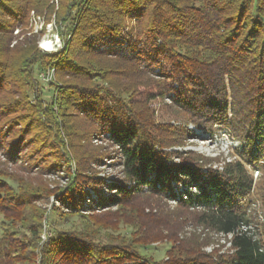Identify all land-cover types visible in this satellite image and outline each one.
<instances>
[{"label":"trees","instance_id":"trees-1","mask_svg":"<svg viewBox=\"0 0 264 264\" xmlns=\"http://www.w3.org/2000/svg\"><path fill=\"white\" fill-rule=\"evenodd\" d=\"M50 1L0 0V146L10 145L18 119L12 114L27 112L18 115L27 121L29 113H38L49 121L44 126L64 146V156L69 154L60 121L36 76L37 68L52 67L62 83L56 85L62 121L67 114L82 116L119 146L124 160V179L113 182L117 193L108 197L102 192L105 177L86 173L93 170L87 166L90 159L75 156L82 174L72 169L71 186L60 192L63 200L74 209L84 207L80 201L90 198L87 187L97 194L101 208L119 204L124 196L160 195L175 200L177 207L196 211L209 231L232 235L234 252L208 255L198 240L182 242L169 259L156 260L138 242L102 240L60 226L53 211L44 224L50 231L46 240L40 237L41 219L28 225L33 238L19 241L11 221L36 204L39 194L14 188L0 177V264H264V238L253 229L251 212L245 209L246 199L254 193L264 203V0H64L58 12L60 25L68 24V39L60 34L64 47L51 52L26 50L24 56L17 43L10 46L13 33L28 24L32 10L50 16ZM131 13L145 42L135 55L114 50L116 42L126 40L121 34ZM106 36L115 42L100 51L94 41ZM20 53L23 58L16 61L14 55ZM154 73L168 80L146 87L170 95L179 107L176 111L186 113L195 127L211 132L217 126L226 128L241 142L239 158L219 169L169 150L194 131L154 125L145 109L121 96L109 80V76L134 79ZM101 78L108 79L110 86ZM14 94L18 100L10 99ZM19 139L13 152L6 153L10 160L19 156L23 138ZM93 145L89 140L88 146ZM250 168L263 172L258 183L254 184ZM0 174L8 176L4 171ZM26 246L35 249L28 259L22 257Z\"/></svg>","mask_w":264,"mask_h":264},{"label":"rangeland","instance_id":"rangeland-1","mask_svg":"<svg viewBox=\"0 0 264 264\" xmlns=\"http://www.w3.org/2000/svg\"><path fill=\"white\" fill-rule=\"evenodd\" d=\"M64 3V0H51L53 12L50 16L46 12L37 13L32 10L29 13L28 24L24 28L19 27L14 31V39L10 46L13 47L17 43L22 48L21 52L24 51V56L26 50H31L34 53L38 49L51 52L56 51L59 46L63 48L60 34L63 33L65 36L68 34V24L60 25L58 12L61 11L60 8L65 5ZM132 13L131 16H127L126 27L121 34H125L123 38L125 37L126 40L119 41V39V42H116L119 44L114 45L116 48L112 46L117 52L127 55H135L145 43L142 40L144 37L139 36L140 31L136 17ZM68 37L69 35L66 36L67 39ZM109 39L108 36L97 37L94 41L95 46H98L100 51H104L109 47V44L115 42ZM44 42L50 43L48 50L42 48ZM157 42L158 45L162 44L161 40ZM22 53L18 56L14 55L16 61L23 58ZM15 60L14 62H16ZM158 67L156 66L155 71L159 70ZM36 76L40 80L39 84L44 98L50 104L52 103L54 115L60 121L58 128L61 130L69 154L64 156L66 152L64 148H61L63 145H59L54 135L50 134V129L44 126L45 122L48 124L49 121L44 117L42 119V115L29 113L27 121H23L18 115L25 116L28 115L27 112L12 114V119L15 117L18 119L14 124L10 142H8L10 145L0 146V172L4 171L8 176L0 174V177L6 179L14 188L36 191L39 194L36 204L26 210H21L17 220L11 221L12 228L18 231V234L14 235L17 240L21 241L24 238L31 240L33 236L28 225L41 219L44 221L40 237L42 241L46 240L50 231H48V225L44 227V224L48 213L53 211L58 217L60 226L74 227L80 230L83 235H93V237L102 240L138 242L137 246L156 260L169 259L182 242L188 244L198 240L203 242L200 249L208 255H213L214 252H218V254L234 252L231 245L232 235L225 236L209 231L200 224L199 216L195 214L196 211L177 207L175 200H166L160 195L135 193L137 195L133 197L124 196L123 201L119 204L101 208L102 206L98 204L97 194L87 187L86 189L90 190V198L88 196L85 200L80 201L84 207L74 209L68 200H63L65 196L61 197L60 192L63 190L64 193L67 187L71 186L69 174L72 173V169L82 174V171L80 172L81 165L75 163L77 161L75 156L88 157L90 160H87V166L93 170L90 169L86 173L105 177L102 192H105L104 195H108V197L115 196L117 192L112 190L111 185L118 179H124L123 154L119 146L113 144L107 134L97 132L94 126L88 124L82 116L67 114L66 122L62 121V108L57 103L58 91H56L57 83L60 86L62 83L56 79L54 68L40 70L37 68ZM104 79L101 78L103 84L110 86L108 79ZM165 79L168 80V77L155 73L141 75L134 79L109 76V80L113 85H116L121 96L131 100L134 106L139 105V108L145 109L149 122L159 126L166 124L180 126L194 131L195 134L182 136L179 139L182 142H177L169 150L178 151L179 155L182 153L186 157L191 156L207 167L219 169H222L228 162L239 158L241 142L233 138L226 128L217 126L211 132L195 127L188 121L189 117L186 113L176 111L179 107L172 103L170 95H164L155 86L146 87L151 83L155 84L156 80ZM171 82L169 78V83ZM8 99L4 96V100ZM10 99L18 100V96L14 94ZM36 117L38 119H35ZM18 136L19 140L23 138L21 151H19L18 158L10 160L6 153L7 151L13 152ZM89 140L94 144L92 147L88 146ZM97 146L100 147L96 148ZM63 157L67 160L66 163L63 161ZM179 160V157H174V161L179 162ZM250 170L254 175V184L258 183L263 172L258 174V171H254L252 168ZM118 194L120 193L118 192ZM249 197L250 199L245 201V209L247 213L251 212L253 229H257L259 238L263 239L261 234L264 233V203L262 198L257 197L255 193ZM89 205L97 207L89 208ZM140 211H143L145 215ZM146 214L149 216L147 217ZM171 229L174 230L171 231ZM2 232L0 231V234ZM34 250L32 247L26 246L22 257L28 259V253Z\"/></svg>","mask_w":264,"mask_h":264},{"label":"bare ground","instance_id":"bare-ground-1","mask_svg":"<svg viewBox=\"0 0 264 264\" xmlns=\"http://www.w3.org/2000/svg\"><path fill=\"white\" fill-rule=\"evenodd\" d=\"M43 48H45L46 50H48L50 48V43L44 42Z\"/></svg>","mask_w":264,"mask_h":264},{"label":"built area","instance_id":"built-area-1","mask_svg":"<svg viewBox=\"0 0 264 264\" xmlns=\"http://www.w3.org/2000/svg\"><path fill=\"white\" fill-rule=\"evenodd\" d=\"M59 45H62V44H59ZM42 48H43V47H42ZM60 48H61V46H59V48H57V49H60ZM57 49H56V50H57Z\"/></svg>","mask_w":264,"mask_h":264}]
</instances>
